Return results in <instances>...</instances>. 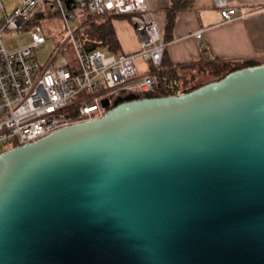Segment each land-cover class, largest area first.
<instances>
[{
  "label": "water",
  "instance_id": "1",
  "mask_svg": "<svg viewBox=\"0 0 264 264\" xmlns=\"http://www.w3.org/2000/svg\"><path fill=\"white\" fill-rule=\"evenodd\" d=\"M0 264H264V64L1 153Z\"/></svg>",
  "mask_w": 264,
  "mask_h": 264
},
{
  "label": "built area",
  "instance_id": "2",
  "mask_svg": "<svg viewBox=\"0 0 264 264\" xmlns=\"http://www.w3.org/2000/svg\"><path fill=\"white\" fill-rule=\"evenodd\" d=\"M7 14L0 0V154L34 142L61 128L102 117L118 97L139 98L172 94L157 92L166 42L148 0H17ZM222 22L245 19L257 8L244 11L228 0H212ZM128 17L138 40L135 54L86 49L81 36L89 23L108 16ZM59 21L53 35L41 22ZM28 35L25 45L6 40ZM56 36L55 47L41 63L37 53ZM200 51L207 48L203 30L193 33ZM136 58L148 66L140 73ZM178 92V91H176ZM184 93V92H178ZM109 106H102V100Z\"/></svg>",
  "mask_w": 264,
  "mask_h": 264
},
{
  "label": "crops",
  "instance_id": "3",
  "mask_svg": "<svg viewBox=\"0 0 264 264\" xmlns=\"http://www.w3.org/2000/svg\"><path fill=\"white\" fill-rule=\"evenodd\" d=\"M172 0H148L154 11L163 40L166 42L163 63L166 66H198L213 61L231 64L255 62L264 64V0H228L240 5L244 11L257 8L245 19L224 23L212 0H192L189 6L178 10L174 24L168 32L166 17ZM251 12V11H250ZM119 45V52L135 54L138 40L133 27L124 15L108 16ZM203 30L207 48L200 51L193 33ZM136 63L140 73L148 66L139 58Z\"/></svg>",
  "mask_w": 264,
  "mask_h": 264
},
{
  "label": "trees",
  "instance_id": "4",
  "mask_svg": "<svg viewBox=\"0 0 264 264\" xmlns=\"http://www.w3.org/2000/svg\"><path fill=\"white\" fill-rule=\"evenodd\" d=\"M192 0H172L170 7L168 8L167 17H166V30L169 32L174 24V15L175 13L183 8L189 6ZM82 38L86 39L85 48L86 49H95L101 48L107 53H118L119 45L116 39L113 27L111 25L110 19H103L98 21H92L89 23V27L83 35ZM162 63L157 74L158 87L157 92L166 94H172L175 91L178 92H189L192 91L206 83L212 81H218L223 78L226 74L247 67L257 65L255 62H242L231 64L226 61H213L209 63H204L198 66H191L188 68L184 67H172L166 66ZM206 74L209 77H212L210 81L204 83H197L190 85V83L195 78L196 74ZM189 78V79H188Z\"/></svg>",
  "mask_w": 264,
  "mask_h": 264
},
{
  "label": "rangeland",
  "instance_id": "5",
  "mask_svg": "<svg viewBox=\"0 0 264 264\" xmlns=\"http://www.w3.org/2000/svg\"><path fill=\"white\" fill-rule=\"evenodd\" d=\"M6 13L9 15L11 14L12 10L19 5V2L17 0H2ZM103 19H108L107 17L100 18L98 20H103ZM42 27L45 29V31L51 35H53L55 32H57L59 28V21L54 20V19H45L42 20L41 22ZM14 33L9 34L10 36L6 40V45L12 46V47H18L25 45L30 41V37L28 35H20V36H13ZM55 40L56 36L51 37L47 40V42L40 47L38 53H37V58L41 63H44L47 61L49 56L54 50L55 47ZM194 74H196L195 78L193 81L190 83V85H194L197 83H204L206 81H210L212 77L207 76L206 74H197L195 71ZM189 79V78H188Z\"/></svg>",
  "mask_w": 264,
  "mask_h": 264
}]
</instances>
